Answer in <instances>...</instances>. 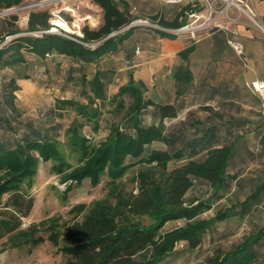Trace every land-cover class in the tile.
I'll list each match as a JSON object with an SVG mask.
<instances>
[{"label": "trees", "instance_id": "1", "mask_svg": "<svg viewBox=\"0 0 264 264\" xmlns=\"http://www.w3.org/2000/svg\"><path fill=\"white\" fill-rule=\"evenodd\" d=\"M26 1L0 0V11L18 8ZM91 3L101 9V23L94 28L84 26L82 37H73L83 43L97 42L93 48L44 33L51 28L47 10L29 11L24 30L17 25V14L0 18V72L7 71L0 79V240L8 237L12 247L30 249L41 243L42 238L34 236V225L27 230L21 225L33 208L29 194L33 178L40 163L49 162L50 172L65 185L64 193L84 181L96 187L106 178L105 196L88 206L72 207L69 213L80 219L63 234L55 230L56 219L40 223L48 224L50 243H62L58 251L68 256L65 264H160L179 242L194 249L214 222L226 220L236 211L246 214L253 209L261 188L241 202L218 209L211 218H202L214 204L232 199L236 175L227 172L232 145L212 147L206 143V134L194 137L205 122L191 113L179 120L183 106L155 102L141 80H136L131 71L119 72L114 62L113 57L135 30L150 29L143 25L125 27L144 21L163 29H179L186 25L185 12L192 5L183 7L175 19L168 21L158 15L148 20L132 16L123 0ZM62 16L69 21L65 14ZM192 50L190 46L177 56L185 61ZM48 59L57 70L62 69V61L69 62L65 88L61 87V93L59 89L60 96H55L46 112L52 119L65 112L74 114L73 124L63 132V141L58 139L60 125L53 121L50 125L36 124L24 118L16 96L20 82L29 80L37 65ZM129 59L125 61L129 63ZM117 74L121 82L109 95ZM172 77L182 95L192 81L188 66L176 67ZM66 90L68 96L63 95ZM105 106L110 114L107 134L93 142L89 136L92 130L84 127L92 124L93 132H97ZM157 144L163 148L155 147ZM169 163L174 165L169 168ZM135 167L140 168L133 176L136 192L126 191L122 179ZM200 186L209 189L206 197H186ZM177 221L182 224L164 230L166 224ZM206 264H264V225L230 250L217 251Z\"/></svg>", "mask_w": 264, "mask_h": 264}, {"label": "crops", "instance_id": "2", "mask_svg": "<svg viewBox=\"0 0 264 264\" xmlns=\"http://www.w3.org/2000/svg\"><path fill=\"white\" fill-rule=\"evenodd\" d=\"M123 1L128 13L141 20L158 15L171 21L188 5L164 0ZM252 8L264 23V0H253ZM141 25L150 29L135 30L125 47L113 57L118 71L124 74L131 71L136 80L145 84L147 95L155 102L183 106L179 120L191 113L205 122L206 126L194 137L206 134V143L212 147L232 145V160L227 167L228 173L236 175L231 201L241 202L257 187L261 188L253 209L246 214L233 213L238 218H251L254 209L264 205V109L248 84L252 80H264V36L242 18L229 25L228 30L205 29L194 33L195 38L188 34L175 35L170 31L175 29L149 23ZM229 41L241 46V55L231 48ZM190 46L193 50L183 61L177 54ZM127 57L129 63L125 61ZM178 66H188L192 75L182 95L172 77Z\"/></svg>", "mask_w": 264, "mask_h": 264}, {"label": "rangeland", "instance_id": "3", "mask_svg": "<svg viewBox=\"0 0 264 264\" xmlns=\"http://www.w3.org/2000/svg\"><path fill=\"white\" fill-rule=\"evenodd\" d=\"M186 4H195V0H183ZM31 10H47L51 14L50 24L52 28L60 27L62 32L69 36H76L77 32L81 33L84 26L90 28L97 27L101 23L100 10L90 2V0H40L38 2L26 1L18 8L10 9L7 12L0 11V18L7 14H17V25L21 30L26 28L28 13ZM62 13L65 14L67 21ZM247 24L253 27L245 16L241 17ZM65 24L62 23V21ZM196 35V34H195ZM195 35H190L195 38ZM264 36V35H262ZM8 37L6 39L9 40ZM232 48V47H231ZM61 68L57 70L56 65L49 59L45 63H40L32 72L29 80L21 81V90L16 93L19 101V108L24 118L31 119L34 123L50 125H60L58 131V139L63 141L64 130L73 124L75 116L71 112L62 113V117L52 119L51 115L46 112L52 107L55 96L61 93V87L65 88L66 69L69 66L68 61L61 62ZM7 75V71L0 72V79ZM121 77L117 74L114 83L109 87L108 94L111 95L116 90V84L121 82ZM68 86H70L68 84ZM67 86V88H68ZM60 89V93H59ZM63 95L69 94V90ZM59 93V94H58ZM68 96V95H67ZM107 106L103 109V114L98 123L97 132H93V125L87 124L84 130H92L90 137L92 141L103 139L107 134L109 126L110 114L106 112ZM86 133V131H85ZM157 148H163L162 144L155 145ZM50 163H40L36 176L33 178L32 186L29 190L30 196L33 198V208L29 216L22 220L21 229L27 230L34 225V236L42 238L39 245L34 248L23 246L21 248L12 247L9 238L5 237L0 240V264H65L68 256L58 251L62 246H54L47 240L49 231L46 229L48 224L44 226L40 223L49 219L57 220L55 230L63 234L74 220L78 221L80 217L70 214L72 207L78 204L89 205L93 201L103 198L106 194L105 180L103 177L101 183L96 187H90L88 181H84L79 187L72 189L68 193H64L65 185L60 183L58 176L50 172ZM174 165L169 163V168ZM139 167L133 168L122 179V184L126 191L134 190L136 192V183L133 176ZM209 189L206 186L195 187L191 189L187 198L206 197ZM233 204L228 199L214 204V206L204 213L202 218H211L218 209ZM256 210L251 218H238L236 215L230 218L214 222L209 231L203 236L199 246L194 249L186 247L184 242H179L174 251L166 256L160 264H206V261L212 257L217 251L224 252L230 250L245 235L255 231L260 225L264 224V205ZM182 222H170L165 225L164 230H170L178 227Z\"/></svg>", "mask_w": 264, "mask_h": 264}, {"label": "built area", "instance_id": "4", "mask_svg": "<svg viewBox=\"0 0 264 264\" xmlns=\"http://www.w3.org/2000/svg\"><path fill=\"white\" fill-rule=\"evenodd\" d=\"M170 3H178L183 0H164ZM195 4H191L192 7L185 12L186 17L188 18V22L185 26L170 30L175 35L188 34L193 35L198 31H202L205 29H217V30H228V26L235 24L240 21L242 16H245L246 19L250 22L254 29L259 31L262 35H264V23L260 21V19L255 14L252 6L253 0H195ZM9 11V10H8ZM234 13H231V12ZM7 12V11H5ZM51 21V20H50ZM62 21V20H61ZM63 24L65 22L62 21ZM148 24L146 22H137L132 23L128 28L133 25H141ZM51 25V24H50ZM124 28V29H125ZM123 30V29H122ZM44 33H51L66 37L80 44L86 45L90 48H93L97 42H89L83 43L80 40L74 38L73 36H69L65 32L58 28H51ZM34 33V35H37ZM113 33L112 35H114ZM76 36L78 38L82 37V33L77 32ZM232 49L239 55L242 54V48L237 43L229 41ZM248 88L250 91L256 95L259 99L262 109H264V80H252L248 84Z\"/></svg>", "mask_w": 264, "mask_h": 264}]
</instances>
